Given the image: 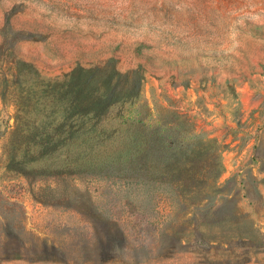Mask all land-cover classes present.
Returning a JSON list of instances; mask_svg holds the SVG:
<instances>
[{"label":"rangeland","instance_id":"obj_1","mask_svg":"<svg viewBox=\"0 0 264 264\" xmlns=\"http://www.w3.org/2000/svg\"><path fill=\"white\" fill-rule=\"evenodd\" d=\"M134 118L216 141L215 197L97 162ZM0 264H264V0H0Z\"/></svg>","mask_w":264,"mask_h":264},{"label":"trees","instance_id":"obj_2","mask_svg":"<svg viewBox=\"0 0 264 264\" xmlns=\"http://www.w3.org/2000/svg\"><path fill=\"white\" fill-rule=\"evenodd\" d=\"M129 120L125 128L114 130L108 126L97 128L94 126L93 129L89 126L79 128L81 132L85 131L84 136L93 142L91 148H96L91 154L102 156L97 162H101L108 171L114 169L126 174L131 181L130 187L136 185L144 174L156 182H171L180 192V199L194 197L192 204L196 209L200 207L201 198L205 193L215 197L221 188L218 180L224 171L220 157L221 149L217 147L216 141L200 139L185 143L183 139L185 137L181 132L179 136L176 134L169 139L162 133V127L157 124H148L139 118ZM174 127L171 126L169 130H174ZM176 127L179 128V125ZM109 135L115 140L109 142L107 139ZM122 138L124 141L120 143ZM207 146H210L214 152L210 153ZM112 154L116 156L115 159L104 162L105 158ZM165 178L171 179L167 182ZM223 219L225 217L222 220L216 219L208 225H221ZM200 236L210 243L224 244L222 240H216L210 233L205 232ZM228 241L227 245L231 246L232 240L228 239ZM202 244L211 246L209 243L202 242Z\"/></svg>","mask_w":264,"mask_h":264},{"label":"clouds","instance_id":"obj_3","mask_svg":"<svg viewBox=\"0 0 264 264\" xmlns=\"http://www.w3.org/2000/svg\"><path fill=\"white\" fill-rule=\"evenodd\" d=\"M252 19H258V17H253ZM243 20L236 21L235 25L229 31V41L230 43L226 47L224 54L226 56H238L239 49L241 47V31L240 27L243 25Z\"/></svg>","mask_w":264,"mask_h":264},{"label":"crops","instance_id":"obj_4","mask_svg":"<svg viewBox=\"0 0 264 264\" xmlns=\"http://www.w3.org/2000/svg\"><path fill=\"white\" fill-rule=\"evenodd\" d=\"M234 143L232 144V142H231V147H235L236 145H237V143L238 142H236V141H233ZM259 144H260V140H257L256 138H254V139H252L248 144H247V147H244L243 149H242V151H239L238 149H236L234 152H233V154L235 155V157H236V155H237V157L235 158V160L237 159V158H239V159H243L244 157L245 158H248V159H253L252 157H253V151L255 150V148H257L258 146H259ZM246 154H248V155H246Z\"/></svg>","mask_w":264,"mask_h":264}]
</instances>
